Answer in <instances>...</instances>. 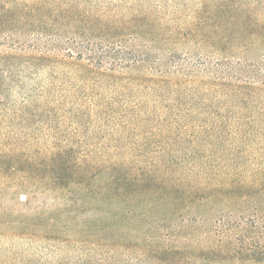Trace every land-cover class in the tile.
Instances as JSON below:
<instances>
[{
  "label": "trees",
  "instance_id": "obj_1",
  "mask_svg": "<svg viewBox=\"0 0 264 264\" xmlns=\"http://www.w3.org/2000/svg\"><path fill=\"white\" fill-rule=\"evenodd\" d=\"M80 3L0 0V46H8L7 51L0 49V72L12 78L10 88L19 93L17 105L21 109L17 115H27L29 107L39 102L49 114L72 120L88 116L122 119L136 137L135 143L139 141L134 151L141 164L125 162L119 151L99 152L89 161H78L70 150L58 147L42 152L39 161L23 164L19 163V156L3 155L1 168L6 174L21 172L28 187L83 202L82 211L98 214L99 224L106 221L103 210L113 205L120 212V218L115 219L118 223H140L146 229L166 232L167 236L178 235L184 238L183 246L153 247L145 236L133 244L108 235L80 240L50 237L55 241L49 243L48 251L62 254L53 262L28 259L21 263L115 264L116 257L125 254V248L139 252L134 258L136 264L264 263V170L254 173L255 183H242V172L237 167H219L217 159L224 153L213 142V138L219 141L241 131L252 121L247 107L256 102L258 87L252 83H206L190 72L172 77V57L167 63L168 56L158 53L149 61L146 49L162 48L163 38L153 29L159 26L155 21L148 22L142 12L132 18L134 24L104 20L101 10ZM128 31L137 34L134 41H128H137V49L141 45L145 48L141 58L136 55L138 52L129 53L122 45L109 49L106 44L107 48L100 49L99 45L108 40L120 43ZM64 34L65 43L78 49L76 57L54 51L57 36ZM169 38L175 44L188 41L177 34ZM137 63H148L152 76L126 74ZM127 91L141 93L133 98L126 96ZM202 95L211 98L209 103ZM214 101L218 104L215 108L211 107ZM220 106L226 113L218 109ZM204 112L210 117L206 118ZM224 158L229 159L225 155L222 161ZM135 169L137 175L131 172ZM197 175L201 181L195 180ZM251 189L256 194L247 209L253 220L238 223L232 216L219 217L201 235L193 230L184 236L187 227L193 226L190 213L199 215L195 224L202 226L205 214L229 211L225 208ZM175 225L178 228L174 230ZM195 234L199 239L193 245L190 237Z\"/></svg>",
  "mask_w": 264,
  "mask_h": 264
},
{
  "label": "rangeland",
  "instance_id": "obj_2",
  "mask_svg": "<svg viewBox=\"0 0 264 264\" xmlns=\"http://www.w3.org/2000/svg\"><path fill=\"white\" fill-rule=\"evenodd\" d=\"M25 1L36 3L40 0ZM45 1L53 3L58 0ZM76 1L81 2L80 5L101 10L104 20H123L134 24L136 21L132 18L136 13L142 12L147 17H141L150 23L156 22L155 24L159 26L153 29L159 38H163L160 44L162 48H147L149 61L154 60L158 53L168 56L167 63H170L169 57H172V64H169L172 77L190 72L206 83L226 81L234 84L252 83L258 87L256 93L259 95L255 98L256 102L247 107L252 121L248 122L241 131L226 135L219 141L213 138L215 146L220 147L221 152L224 153L217 159L219 167H237L242 172L241 175L239 174L242 183L247 185L255 183L254 173L264 170L262 154L264 151V0ZM174 34L188 41L172 43L169 36ZM136 35L128 31L123 34L120 43L108 40L102 43L105 45L99 47L102 50L107 48V44L110 45L109 49H117L122 45L129 53L138 52L136 55L141 58L145 50L141 47L143 45L137 49L139 48L137 41H135L137 44L128 41L130 39L134 41ZM58 36L54 51L64 55L70 53L76 57L79 53L78 49L64 41L67 35ZM166 38L167 40L163 41ZM200 39L204 42L200 43ZM0 49L7 51V44L0 46ZM166 67L163 66V69ZM150 71L152 70L148 63H137L130 66L126 74L146 78L152 76L149 74ZM10 78L8 74L0 72V264H22V261L28 259H33L35 262L41 261L39 259L53 262L62 252L48 251L49 243L55 241L48 239L50 237L80 240L100 239L108 235L119 236L125 242L133 244L145 236L148 244L153 247H164L169 244L174 247L183 246L184 238L178 235L167 236L166 232L151 227L146 229L140 226V223L134 226L131 222L118 223L115 219L120 218V212L116 206L110 205L108 210H103L106 213V221L99 224L98 214L94 215L93 211H82L83 202L67 200L66 197L54 195L49 191L28 187L25 184L26 177L20 175L21 172L4 173L1 168L3 155L19 156L21 159L19 163L23 164L25 161H39L42 152L58 147L70 150L78 161H89L88 159L99 152L119 151L125 162L133 161L137 165L141 164L140 157L136 155L137 151H134L139 141L135 143L136 137L122 119L115 121L88 116L72 120L58 114H49L47 107L39 102L29 107L27 115H17L18 110L21 109V106L17 105L20 103V98L17 89L10 88L13 83ZM127 86L130 87L128 84ZM133 92L127 91L126 96L135 98L141 93ZM202 97L209 103L211 98L208 99L205 95ZM217 105L214 101L211 107L215 108ZM218 109L226 113L225 108L220 106ZM204 116L210 117L208 112H204ZM187 147L188 145H185L186 149ZM180 154L182 153L178 152V155ZM225 155L229 159L224 158L222 161ZM8 160L15 161L9 158ZM131 172L134 175L138 173L136 169ZM190 174L191 177L193 173ZM195 180L201 181L202 178L197 175ZM250 194L252 195L249 196ZM255 194L256 192L251 189L244 197L237 198L231 207L225 208L229 211L221 215L217 210L208 212L203 218L205 220L202 226L195 224L199 215L196 212L190 213L192 218L189 216V220L193 226L187 227L184 236L193 230L201 235L204 230H210L219 217L232 216L231 219L238 223L253 220V214L247 208L253 200L251 197ZM123 217L122 215L121 218L124 219ZM117 225L119 227H116ZM177 228L175 225L172 229ZM199 235L190 237V243L196 245ZM123 252L125 254L120 253L116 257L115 264H136L135 249L125 248Z\"/></svg>",
  "mask_w": 264,
  "mask_h": 264
}]
</instances>
